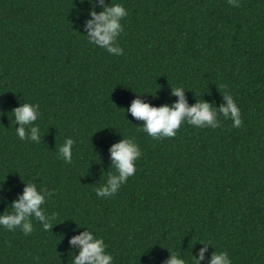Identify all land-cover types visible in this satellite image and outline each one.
I'll list each match as a JSON object with an SVG mask.
<instances>
[{"label":"trees","instance_id":"obj_1","mask_svg":"<svg viewBox=\"0 0 264 264\" xmlns=\"http://www.w3.org/2000/svg\"><path fill=\"white\" fill-rule=\"evenodd\" d=\"M111 2L128 10L115 56L87 42L84 23ZM0 0V213L30 181L51 192L53 226L24 235L0 227V264H71L70 239L90 228L114 264H166L207 247L233 264H264V0ZM219 109L230 93L242 126L183 123L153 139L127 111L135 99ZM39 104L40 142L21 141L12 110ZM219 116V111L217 112ZM71 137L72 163L58 156ZM133 138L136 173L111 198L109 149ZM210 240L212 245L207 241Z\"/></svg>","mask_w":264,"mask_h":264},{"label":"clouds","instance_id":"obj_2","mask_svg":"<svg viewBox=\"0 0 264 264\" xmlns=\"http://www.w3.org/2000/svg\"><path fill=\"white\" fill-rule=\"evenodd\" d=\"M83 2L85 0H81V3ZM97 2L103 5V0ZM228 3L233 7L240 6L239 0H228ZM88 15L91 18L84 23L86 35H83L87 38V42L106 50L111 55H124V49L119 46L118 38L124 30L121 21L129 15L125 6L122 3L111 2L103 6V10L99 13L90 11ZM184 89L182 86L172 89V94L178 99L171 106H150L140 99H135L127 111L132 117L143 122L142 131L153 139L174 137L183 123L198 128L216 129L220 126L218 119L220 116L231 119L233 127L242 126L240 108L230 93L225 92L224 103L219 109L203 101L189 107L185 100ZM11 114L13 121L19 125L15 129V135L21 141L39 144L41 130L36 123L41 117L39 104L22 103L13 109ZM74 144L75 141L68 137L58 149V156L65 163H72ZM109 152L112 160L111 168L115 171L108 172L106 181L95 189L98 198L114 197L128 179L135 175V162L142 155L139 144L131 137H122L111 145ZM50 195V191L38 188L30 181L26 182L22 194L11 204V213L7 209L0 213V227L8 231L19 229L24 235H29L34 231L32 221L35 219L43 230H50L55 216L49 214L44 207ZM84 228L85 231L73 236L69 241L70 245L79 249L78 255L72 259L71 264H114V258L107 251L108 245L104 238L96 235L90 228ZM205 241L212 245L210 240L199 242ZM207 250V247L201 248L197 257H191L190 264H199L203 261ZM166 264H189V261L179 258L178 253L173 252L170 253ZM209 264H233V260L226 251H214Z\"/></svg>","mask_w":264,"mask_h":264}]
</instances>
